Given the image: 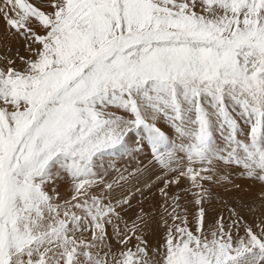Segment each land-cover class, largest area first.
I'll use <instances>...</instances> for the list:
<instances>
[{
	"label": "snow or ice",
	"instance_id": "snow-or-ice-1",
	"mask_svg": "<svg viewBox=\"0 0 264 264\" xmlns=\"http://www.w3.org/2000/svg\"><path fill=\"white\" fill-rule=\"evenodd\" d=\"M0 20L28 53L0 60V264H264V0H0ZM161 180L159 220L129 215Z\"/></svg>",
	"mask_w": 264,
	"mask_h": 264
},
{
	"label": "rangeland",
	"instance_id": "rangeland-1",
	"mask_svg": "<svg viewBox=\"0 0 264 264\" xmlns=\"http://www.w3.org/2000/svg\"><path fill=\"white\" fill-rule=\"evenodd\" d=\"M34 2H38V0H34ZM23 41L7 31L6 25L2 20H0V60H3L5 57H13L15 58L17 52L19 55L27 56L28 53L25 51L23 47ZM155 179V177H153ZM231 179L234 183L240 184L246 191L255 192L257 191L258 185L253 184V182L246 178L242 177L239 174V171L233 172ZM163 186V181H159L155 187L152 188V191L149 192L147 189L144 190V196L136 195L135 199L132 200L131 208L126 209L129 215L134 216V214L138 213L140 208L143 207L145 211L152 213L156 216L157 220H159V213L157 210V201L162 203V199L159 194V187ZM186 186V185H182ZM59 190L61 194H65L68 191V188L63 183L60 184ZM171 191L175 193L178 191L175 186H172ZM219 191L223 194L225 193V189L221 188ZM234 191V190H233ZM227 199L228 197L225 195L224 197ZM215 203V201H214ZM164 235V230L161 224L152 223L148 227V229L144 232V238L148 242V246L150 249H155L158 245L162 243ZM243 235V233H241ZM136 244V241H132L133 247Z\"/></svg>",
	"mask_w": 264,
	"mask_h": 264
}]
</instances>
